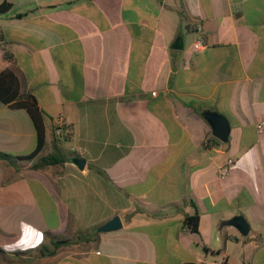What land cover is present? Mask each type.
I'll return each instance as SVG.
<instances>
[{"label": "crops", "instance_id": "0c3cea01", "mask_svg": "<svg viewBox=\"0 0 264 264\" xmlns=\"http://www.w3.org/2000/svg\"><path fill=\"white\" fill-rule=\"evenodd\" d=\"M2 2L0 71L44 111L40 153L56 138L85 163L0 159V264H264V0ZM205 111L228 119L227 141ZM34 147L26 110L0 101V150ZM236 215L245 235L220 227ZM77 231L87 239L38 254L46 232Z\"/></svg>", "mask_w": 264, "mask_h": 264}, {"label": "trees", "instance_id": "16d2710c", "mask_svg": "<svg viewBox=\"0 0 264 264\" xmlns=\"http://www.w3.org/2000/svg\"><path fill=\"white\" fill-rule=\"evenodd\" d=\"M11 3H0V14L5 13L11 8ZM184 17V15L182 14ZM0 101L10 108H23L29 115L33 131L35 147L33 151L28 154L18 155L8 151L0 150V159L7 161L13 166H18V163L24 160H30L36 157L35 161L31 163L33 168H40L46 165L58 164L65 159L75 157V152L62 151L58 145V139L54 138L51 141V151L47 154L40 153L42 147L45 144V125H44V111L39 107L36 98L31 94H25L21 91L20 83L14 72L8 68L0 71ZM68 130L64 127L62 134H58L63 137L64 140L69 138ZM211 138H215L211 136ZM204 147L211 146L210 138H206L203 142ZM199 215L197 211L185 216L184 224L192 232H198ZM95 228H93V231ZM47 241L37 247L39 255L53 254L60 246L67 245L69 243H75L78 240H86L87 233L83 231H77L74 237L70 238H57L51 235L49 232L45 233Z\"/></svg>", "mask_w": 264, "mask_h": 264}, {"label": "water", "instance_id": "95a60500", "mask_svg": "<svg viewBox=\"0 0 264 264\" xmlns=\"http://www.w3.org/2000/svg\"><path fill=\"white\" fill-rule=\"evenodd\" d=\"M174 49L181 47L180 39L177 37L172 46ZM204 118L210 123L213 135L221 141H227L229 135V121L228 119L219 112L216 111H205L202 113ZM72 162L79 168L84 166L85 160L81 157L75 156L71 158ZM224 225H233L239 232L245 235L249 230V225L245 218L241 215H236L228 220H223L220 227ZM121 226L119 217L116 215L104 224L96 228L97 231H110L117 229Z\"/></svg>", "mask_w": 264, "mask_h": 264}, {"label": "built area", "instance_id": "2783aa9c", "mask_svg": "<svg viewBox=\"0 0 264 264\" xmlns=\"http://www.w3.org/2000/svg\"><path fill=\"white\" fill-rule=\"evenodd\" d=\"M206 47H207V43L202 37H198L192 42V48L194 53H199L203 51ZM63 129H64V125H62V122H59L58 127L56 128L57 134H62ZM232 163L233 160L231 158H228L226 164L218 169L219 176L223 177L224 175H226L228 168ZM206 264H224V262L217 260H210L206 262Z\"/></svg>", "mask_w": 264, "mask_h": 264}, {"label": "rangeland", "instance_id": "374dc122", "mask_svg": "<svg viewBox=\"0 0 264 264\" xmlns=\"http://www.w3.org/2000/svg\"><path fill=\"white\" fill-rule=\"evenodd\" d=\"M63 144H64L63 146H64L65 148H68V147H69V143L64 142Z\"/></svg>", "mask_w": 264, "mask_h": 264}]
</instances>
